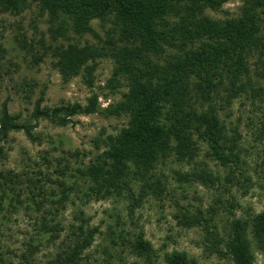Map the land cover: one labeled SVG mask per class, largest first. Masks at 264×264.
<instances>
[{"label":"trees","instance_id":"trees-1","mask_svg":"<svg viewBox=\"0 0 264 264\" xmlns=\"http://www.w3.org/2000/svg\"><path fill=\"white\" fill-rule=\"evenodd\" d=\"M229 1L0 0V12L15 15L38 4L59 36L67 35L69 26L75 35L84 36L93 33V21L110 23L101 45L56 46L54 67L65 82L83 73L85 83L92 88L97 60L110 58L114 61L111 83L128 87L123 99L105 110L96 93L86 105L75 102L56 107H42V96L34 106L30 122H22L21 116L10 114L7 103L3 104L0 142L11 133L21 132L37 141L34 131L40 121L66 127L77 116L97 113L128 119L118 134L102 140L104 150L86 168L70 174L76 182L81 177L84 186L68 184L64 178L57 182L60 192L52 191L47 196L40 190L43 198L35 204L36 227L24 242V250L16 255L18 264H36L37 255L52 247L56 250L48 264H90L87 252L102 234L101 228L92 225V219L80 207L69 226L58 219L60 209L72 201L75 193L81 207L126 193L130 202L134 201L129 209L132 214L148 190L156 195L162 193L159 180L150 182L159 165L172 158L193 162L198 141L209 146L212 158L221 166L239 167L242 136L238 127L229 135L221 111L248 90L254 97L261 95L262 89L253 84L251 60L257 58L255 63L264 68V0H244L237 17L218 20L206 15L207 10L218 11ZM261 131L264 134V122ZM96 143L100 149V141ZM3 154L0 145V155ZM67 168L59 172L64 177L68 175ZM7 178L0 173V215L7 195ZM180 178L201 181L208 187H214L217 181L207 170L194 177L181 174ZM135 183L141 185L139 198L134 192ZM184 218V224L190 228L201 224L198 217ZM6 223L7 217L0 216V264L8 261L2 238ZM206 223L204 230L213 239L215 252L229 257L230 264H255L253 242L264 251V212L251 219L234 218L227 239ZM117 238L126 243L138 264H161L143 228L129 237L122 231L119 235L113 231L110 244L117 245ZM164 264L193 261L186 252L174 251L165 254Z\"/></svg>","mask_w":264,"mask_h":264},{"label":"rangeland","instance_id":"rangeland-1","mask_svg":"<svg viewBox=\"0 0 264 264\" xmlns=\"http://www.w3.org/2000/svg\"><path fill=\"white\" fill-rule=\"evenodd\" d=\"M243 5L244 0H231L218 11L207 10L206 15L218 20L237 17ZM92 27L93 33L77 36L69 26L67 35L59 36L54 33L55 29H51L48 15L38 4L19 15L0 12V112L3 104L7 103L10 114L21 116L22 122H30L34 106L42 96V107L75 102L86 105L94 93L99 95L103 110L121 101L128 87L111 83L112 59L97 60L92 88L85 83L83 73L65 82L54 67L57 58L53 50L56 46L101 45V39L106 38L111 24L95 20ZM256 60H251L252 78L255 87L262 89L261 95L255 94L254 97L248 90L221 111L229 135L238 127L242 136L238 150L239 167L221 166L212 158L209 146L198 141L199 149L193 162H179L172 158L159 165L150 182L159 180L162 193L156 195L148 190L132 214L129 209L134 201L130 202L126 193L92 201L84 207L80 206L78 193H75L72 201L60 209L58 219L66 227L71 224L76 210L81 208L92 219V225L101 228L102 234L87 252L90 264H138L139 260L122 239L117 238V245L110 244L113 231L118 235L122 231L129 237L138 228L144 229L146 239L153 244L161 264H164L165 254L174 251L186 252L193 264H230L229 257L215 252L214 241L204 228L208 221L213 231L227 239L234 218L251 219L264 212V134L261 131L264 122V68L257 65ZM127 122L125 117L107 113L77 116L73 118V124L66 127L40 121L34 131L37 141H31L21 132L11 133L0 142L4 150L3 156L0 155V173L8 177L5 182L7 195L0 215L9 220L2 237L7 264L19 263L16 255L21 254L24 242L34 233L35 204L43 198L40 190L42 194L51 196L52 191L60 192L57 182L64 178L68 184L76 182L70 174L78 168H86L104 150L102 140L118 134ZM96 141H100V149ZM64 167H68L66 177L59 173ZM203 170L217 179L214 187L180 178L181 174L194 177ZM76 183L82 187L81 177ZM134 185L136 198H139L141 185ZM185 215L191 219L200 218L201 224L191 228L186 226ZM250 238L253 241L252 236ZM54 248H44L37 255L36 264H48L49 257L55 253ZM253 252L255 264H264V251L259 250L254 242Z\"/></svg>","mask_w":264,"mask_h":264}]
</instances>
